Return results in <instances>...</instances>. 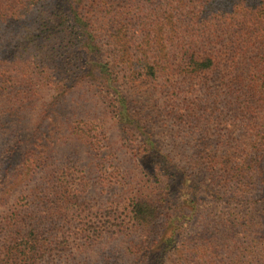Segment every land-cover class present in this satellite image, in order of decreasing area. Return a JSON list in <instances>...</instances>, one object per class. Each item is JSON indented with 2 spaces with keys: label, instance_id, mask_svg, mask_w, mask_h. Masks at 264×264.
<instances>
[{
  "label": "trees",
  "instance_id": "16d2710c",
  "mask_svg": "<svg viewBox=\"0 0 264 264\" xmlns=\"http://www.w3.org/2000/svg\"><path fill=\"white\" fill-rule=\"evenodd\" d=\"M0 264H264V0H0Z\"/></svg>",
  "mask_w": 264,
  "mask_h": 264
},
{
  "label": "rangeland",
  "instance_id": "374dc122",
  "mask_svg": "<svg viewBox=\"0 0 264 264\" xmlns=\"http://www.w3.org/2000/svg\"><path fill=\"white\" fill-rule=\"evenodd\" d=\"M97 107L98 108H103V105L101 104V103H97ZM115 140V139H114ZM115 142H116V140H115ZM116 147H117V145H116ZM126 152H127V150H125V156H124V158L125 159H127L126 158ZM130 156V153H127V157H129ZM129 166H130V163H129ZM85 200V199H84ZM81 202V201H80ZM86 202V201H85ZM105 201H103V202H101L103 205H101L100 207H99V204H98V209L97 208H95V207H93L92 206V204H88L87 203V206H88V209H89V212L90 213H96L95 214V220H94V222H88L87 223V225L89 224L90 225V227L91 226H93V228L95 227V226H97V225H101V224H106L105 225V227H107L108 228V231H109V234L106 236V238L107 237H109V235H110V233L113 231V229H112V225H113V223H114V219H115V217L118 215V213H116L115 215H111V216H109V217H105L104 215H103V213L105 212V211H107V210H110L109 209V207H106L107 206V204L106 203H104ZM97 212H99V213H97ZM111 246H109V247H107V248H110ZM94 257H95V255H94Z\"/></svg>",
  "mask_w": 264,
  "mask_h": 264
}]
</instances>
